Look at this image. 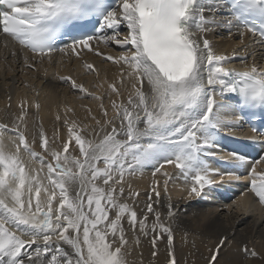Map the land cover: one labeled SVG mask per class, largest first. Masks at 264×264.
Listing matches in <instances>:
<instances>
[{
    "label": "snow or ice",
    "instance_id": "obj_1",
    "mask_svg": "<svg viewBox=\"0 0 264 264\" xmlns=\"http://www.w3.org/2000/svg\"><path fill=\"white\" fill-rule=\"evenodd\" d=\"M223 10L227 15L218 19L216 14ZM205 12L210 15L206 17ZM93 17L98 27L89 33L85 26ZM121 26L127 31L121 32ZM220 27L227 28L230 35L235 29L241 44L245 32L264 44V0H0V29L23 50L50 58L51 53L65 49L92 51L93 41L114 43L125 50L115 63L120 64L122 73L127 64L128 83L135 90L129 92L126 105L112 102L116 117L103 124L96 121L111 131L95 147L89 142L86 148L76 129L69 128L68 140L74 136L80 146L78 156L62 155L53 147H61L56 139L50 144L41 132L40 147L54 164L45 163L44 156H38L26 141L21 130L26 112L21 108L10 129L19 141L17 151L12 155L0 151V264H128L130 245H138L140 236L149 235L152 256H157V242L166 239L164 264H177L174 231L167 223L175 221L173 206L164 205V219L155 207L161 197L159 182L148 192V202L138 216L126 200L140 193L129 192L125 198L123 181L127 171L135 172L138 167L153 165L155 175L165 164H172L185 182L191 177L187 196L202 198L208 194L206 188L242 178L235 171L247 163L241 153L232 150L226 152V159L220 157L232 164L224 171L214 169L205 157L216 155L210 149L219 147L217 136L226 126L224 110L232 108L231 97L226 94L239 96L236 110L247 107L264 111V69L253 65L238 72L225 67L236 58L235 53L232 57L216 53L207 38V33ZM73 29L77 31L70 44L58 48L55 39ZM138 82L141 87H137ZM72 84L77 87L75 81ZM110 87L112 93L122 95L115 82ZM4 130L9 129L0 125V131ZM252 130L264 135V130L254 125ZM145 138L147 142L142 143ZM21 146L39 159L42 169L47 168L51 190L37 175L25 171L19 156ZM68 148L67 142L62 143L64 153ZM101 159L103 167L99 168ZM69 165L79 171L73 172ZM163 176L167 192L173 177L167 172ZM249 177L251 190L264 204V173L256 172L255 163ZM69 181L80 184L72 199L66 187ZM56 188L58 207L53 205ZM129 231L134 234L131 239ZM213 236L206 264H221V256L235 244V235L222 228ZM26 247L31 251H22ZM241 251L246 258L258 255L246 244Z\"/></svg>",
    "mask_w": 264,
    "mask_h": 264
},
{
    "label": "bare ground",
    "instance_id": "obj_2",
    "mask_svg": "<svg viewBox=\"0 0 264 264\" xmlns=\"http://www.w3.org/2000/svg\"><path fill=\"white\" fill-rule=\"evenodd\" d=\"M209 15L210 13L205 12L206 17ZM226 15L225 10L216 14L218 19ZM126 31V28L121 26V32ZM207 38L216 53L228 57H232L235 53L236 58L224 65L225 67L245 66L250 68L253 65H261L260 67L264 68V46L257 43V38H254L251 33L245 32L244 44H241V38L235 29L230 35L228 29L224 27L207 33ZM96 42H92V51L78 48L77 52H72L66 49L64 52L51 53L50 58L47 56L41 58L23 50L18 43L6 36L0 35V125H6L9 129L0 131V151H3L5 155L16 153L19 141L10 129L13 127L15 118L20 115L22 107L25 109L26 115L21 123V130L24 131L26 141L32 150L38 156H44L45 163L54 164L55 161L46 154L44 148L40 147L41 132L45 137L50 135L53 139L58 140V145L61 147H57V151H60L62 155H79L76 148L73 151L74 147L72 148V143L68 140V132L71 127L76 129L75 134H80L86 141V148L89 146L87 141L91 143L92 147L101 143L111 128L107 126L102 128L96 124V121L99 120L103 124L104 120L116 117L117 110L112 108V102L115 101L117 105H126L129 92L134 93L135 90L128 83L130 78L127 76V64H125L122 73L120 64L115 63V60L125 50L118 48L114 43L107 45L101 41L103 44L100 47ZM110 46L112 50L107 48ZM97 52L100 55H96ZM108 56H112L113 59L107 60ZM241 57H247V59L241 60ZM89 65H92V68H89ZM86 74L89 75L85 76ZM69 77L71 79H68ZM73 81L77 85L75 88L72 84ZM113 82L122 95L117 96L112 93L110 86ZM81 86L84 91L81 90ZM137 87H141L139 82ZM94 97L99 99H94ZM101 104H103V108L100 107ZM36 105L39 107L37 108ZM105 110L107 116H104ZM224 119L226 126L223 129L236 122L240 125L238 130L230 131L233 138L231 140L235 141L226 140L228 146L233 148L238 141L257 140L255 135L245 130L243 119L238 113H235L233 106L224 110ZM65 120L68 121L67 125L64 123ZM115 122L117 125L119 124L118 119ZM140 127H143V124ZM117 138L123 139V137ZM145 141L147 138L142 140V143ZM64 142L69 144L67 153L62 150ZM223 146L225 149H221L218 153V147L212 148L210 151L216 153L215 161L222 163L225 169H231L232 164L225 163V160H221L220 157L225 156L226 159V152L232 150H229L225 143L222 144ZM234 150L246 157L247 163L239 167V170L247 175L238 180L240 183L246 184L254 161L260 159L262 154L252 161L247 154H244V151ZM19 156L24 163L25 171L37 175L41 178L42 185L51 190L52 186L47 179V168L42 169L39 159L31 157L24 151L23 146L20 147ZM80 159L83 160V157L81 156ZM263 162H260L255 169L258 170ZM101 165H103L102 159L98 162L97 167ZM166 165L169 164H165L154 175L157 179L154 182L151 178L146 177H150V174L153 175V165L142 166L143 169L141 168L140 172L143 175L125 174L124 197L127 198L129 192L140 193L138 197L127 199L126 202L137 211L138 216H141L142 210L148 202V192L155 182H159L157 186L160 189L161 197L159 201H156V197L153 195V201H156L155 207L162 213V219L166 215L164 205L171 204L173 206L175 221H167V223L172 224L174 231L177 264H206L209 248L214 239L213 234L222 228L229 229L235 235V244L231 250L221 256V264H264V204L259 202L254 192H246L244 188H242L243 191L237 188L233 199L224 200L226 192L221 194V198L210 193L202 198H189L187 190L191 187V179L185 182L180 178L179 169L172 164ZM78 171L77 169L76 172ZM164 172L173 177L168 183L167 192L163 189ZM145 173H149V175ZM234 182L235 180L220 182L212 188L221 190V188H225L223 185ZM66 187L68 193L75 195V190H79L80 184L79 181H69ZM55 191L56 199L53 201V205L58 207L59 189L56 188ZM41 199H46L43 191ZM8 202L12 203L10 198ZM151 220L152 217L149 216V222ZM123 224L127 229V213L124 215ZM127 234L130 239L134 235L130 231ZM150 241L151 235L140 236L138 245H130V252L127 255L128 264H164L166 239L157 242L156 257L152 256L153 247ZM244 244L249 248H254L258 255L246 258L241 251ZM62 247L66 251H71L67 245L62 244ZM25 250L31 251L27 247L22 251Z\"/></svg>",
    "mask_w": 264,
    "mask_h": 264
},
{
    "label": "rangeland",
    "instance_id": "obj_3",
    "mask_svg": "<svg viewBox=\"0 0 264 264\" xmlns=\"http://www.w3.org/2000/svg\"><path fill=\"white\" fill-rule=\"evenodd\" d=\"M96 44L97 45H99L100 47L102 46V42H96ZM108 45V44H107ZM108 49H110V50H112V47L110 46V47H107ZM96 55H98L97 53H96ZM100 55V54H99ZM124 63V62H123ZM89 74H86L85 76H88ZM85 98V97H84ZM81 99V98H80ZM82 99H83V97H82ZM48 135V134H47ZM80 135V134H79ZM48 139H49V143L51 144L52 143V140H53V138L52 137H50V135H48V136H46ZM82 137V136H81ZM142 142V141H141ZM147 141H145V143H146ZM71 143H72V148L74 147V148H76L78 151H79V148H80V146L79 145H76V143H75V138H74V136H73V138L71 139ZM87 143L89 144V141H87ZM144 143V142H143ZM56 144L58 145V140H56ZM54 148H55V150L57 151V147L54 145L53 146ZM85 147H86V145H85ZM48 156H50V155H48ZM263 165H262V167H260L259 168V173H264V162L262 163ZM166 166H170V164L169 165H166ZM69 167H71L72 168V171L73 172H76V168L75 167H73L72 165H69ZM103 167V165H101V166H99V168H102ZM141 168L142 167H138L136 170L137 171H135V172H131V171H127L125 174L126 175H134V176H136V175H141L142 173L140 172V170H141ZM143 169V168H142ZM145 174H148L149 175V173H145ZM117 176H118V174H116ZM143 175V174H142ZM146 176V175H145ZM146 177H148V178H151V180L154 182L155 180H157L156 178H155V176L154 175H152V174H150V177L149 176H146ZM154 177V178H153ZM101 182L102 181H100V180H97V184L98 185H100V186H103L102 184H101ZM68 196H69V199H72V198H74L75 197V195L74 194H70V193H68Z\"/></svg>",
    "mask_w": 264,
    "mask_h": 264
}]
</instances>
